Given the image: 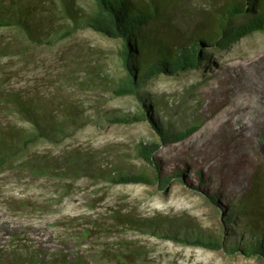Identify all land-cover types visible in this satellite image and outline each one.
<instances>
[{"label":"rangeland","instance_id":"rangeland-1","mask_svg":"<svg viewBox=\"0 0 264 264\" xmlns=\"http://www.w3.org/2000/svg\"><path fill=\"white\" fill-rule=\"evenodd\" d=\"M75 1L91 10L92 0ZM172 21L159 29L180 35L183 25ZM0 44L10 47L0 56V96L19 95L50 126L48 138H34L30 124L0 106V132L33 138L0 169L1 251L28 249L48 263L64 253L78 254L86 264H264L257 257L179 245L115 220L158 219L220 234L223 213L203 191L219 187L221 195L238 199L255 174L264 187V32L213 51L196 70L158 77L143 89L175 132L201 123L186 140L157 153L165 174L189 168L164 190L108 181L118 171L150 175L136 147L157 139L146 121L110 122L139 108L134 98L112 94L124 76L119 40L79 29L51 45H28L18 31L5 28ZM71 111L74 118L65 121ZM198 170L209 183L195 191L189 184H198ZM263 202L264 195L258 204Z\"/></svg>","mask_w":264,"mask_h":264},{"label":"trees","instance_id":"trees-1","mask_svg":"<svg viewBox=\"0 0 264 264\" xmlns=\"http://www.w3.org/2000/svg\"><path fill=\"white\" fill-rule=\"evenodd\" d=\"M91 10L84 11L75 0H0V29L18 31L28 45L53 44L71 36L79 29H89L104 38L119 40V58L124 76L112 90L114 97H132L138 112L110 119L115 124L132 125L148 122L157 139L140 142L136 155L151 174L118 171L108 176L112 185L154 186L164 190L173 179H182L187 165L172 174L163 172L156 159L159 150L170 142L179 143L197 132L201 123L175 132L160 119L157 104L146 97L143 89L158 77H177L209 63L213 51H224L240 39L264 32V0H92ZM174 19V21H172ZM183 25L180 35L160 26ZM62 23V26L59 24ZM9 46L0 44V56ZM20 52L23 49L20 47ZM0 106L11 111L18 120L27 122L34 138H48L50 126L41 124L37 108L19 95L10 94ZM72 113V114H71ZM68 112L64 120L74 118ZM63 120V121H64ZM49 127V128H48ZM59 131V130H56ZM25 139L19 131L0 132V169L24 149ZM198 184L189 187L200 191L209 183L200 170L194 173ZM243 184L240 198L219 193V187L203 191L219 209L221 233H205L186 226L164 224L158 219L137 220L121 216L119 226L140 233L160 236L176 244L209 251H223L230 256L242 254L264 259V187L256 176ZM219 186V184H218ZM249 186V187H247ZM248 188V189H247ZM120 220V221H118ZM41 254L28 249L0 250V264H47ZM48 264H86L78 254L60 253Z\"/></svg>","mask_w":264,"mask_h":264}]
</instances>
